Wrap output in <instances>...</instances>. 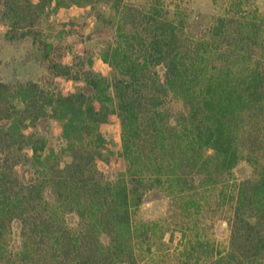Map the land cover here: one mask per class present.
Masks as SVG:
<instances>
[{
	"label": "trees",
	"instance_id": "1",
	"mask_svg": "<svg viewBox=\"0 0 264 264\" xmlns=\"http://www.w3.org/2000/svg\"><path fill=\"white\" fill-rule=\"evenodd\" d=\"M96 1L0 0L11 26L2 40L31 41L35 51L32 62L16 60L28 65L27 75L4 79L0 70V264H141L154 234L137 220L144 201L169 189L178 207L198 206V187L231 174L247 142L253 152L260 139L264 15L229 12L196 37L187 15L160 0L127 4L115 18L99 11L96 25L107 28L83 35L107 37L105 74L95 69L92 48L78 53L59 44L79 34L83 12L65 34L46 29L60 7ZM242 5L235 0L230 9ZM59 77L80 87L64 90ZM116 117L120 167L107 153V125ZM231 199L227 245L210 237L213 224L196 223L177 262L152 264H264V166Z\"/></svg>",
	"mask_w": 264,
	"mask_h": 264
},
{
	"label": "rangeland",
	"instance_id": "2",
	"mask_svg": "<svg viewBox=\"0 0 264 264\" xmlns=\"http://www.w3.org/2000/svg\"><path fill=\"white\" fill-rule=\"evenodd\" d=\"M155 0H98L95 6L82 7L79 5L62 6L59 10L51 13V17L46 24L47 30H59L65 34L64 30H70L68 21L75 16H83L76 24L75 31L79 34L69 36L62 39L59 44L67 51L82 53L86 48H92L96 53L95 69L109 74L111 67L103 61L100 50L105 46L107 37L96 36L93 40L85 38L86 32L90 33L96 28L102 30L104 24L96 25V16L103 12L107 17L115 18L119 16L123 6H149ZM235 0H160V4L166 8L170 6L172 12L175 9L182 11L187 15V20H190L188 29L191 36H205L209 32V26L221 15H227L229 12H239L242 15H264V0H243V5L239 11L230 9L232 2ZM86 17V19H84ZM189 18V19H188ZM98 26V27H97ZM0 17V61L3 65L0 67L1 78L9 79L12 75L23 77L27 75L28 65L25 63L19 64L18 61L26 59L27 62H32L35 59L34 49L31 41H25L20 38L17 42L10 45L9 42L2 40L4 33L10 29ZM107 28V27H105ZM84 30V31H83ZM22 32V31H18ZM84 32V33H82ZM103 32V31H102ZM18 34V33H17ZM19 36V35H18ZM34 55V57H33ZM18 60V61H16ZM32 60V61H30ZM72 61L71 53L66 57V62ZM17 64L19 69L14 70L13 65ZM59 86L64 90H77L80 87L78 82L68 80L63 77L58 78ZM54 126V124H53ZM108 134L111 142V148L108 155L112 165L120 167L123 165L121 152V125L116 117L107 125ZM260 132V139L256 143L253 152L250 151V141L246 147L244 158L240 161L237 167L231 174H227L222 180H215L211 185L202 186L199 182L195 183L198 187V198L201 203L197 206L191 203L188 211L185 208L178 207L175 201L174 194L168 190H155L151 197L147 198L144 203L138 208L137 220L139 223L149 224L153 227V237L151 249L146 250L141 258V264H152L155 260H170L174 262L177 256H181L183 245L192 236V228L195 224L211 225L213 228L210 232V237L216 239L224 246L229 243L231 230L230 222L232 217V199L231 195L236 192L239 186L243 183L251 182L258 178L260 170L264 166V124L261 121L258 124L257 133ZM254 154V155H253ZM108 163L101 162V168L108 170ZM110 168V167H109ZM193 186L195 190H197ZM222 190L227 194V198L222 196ZM192 190H190L191 192ZM204 200V201H202ZM216 200V201H215ZM219 200V201H218ZM182 212V213H181ZM190 213V214H189ZM187 215L186 217L183 216ZM71 225L77 227L80 222L77 215L69 216ZM155 229L157 235H155ZM19 223L14 224V239L19 240ZM185 232L186 237L183 238ZM223 247V246H222ZM177 262V260L175 261Z\"/></svg>",
	"mask_w": 264,
	"mask_h": 264
}]
</instances>
